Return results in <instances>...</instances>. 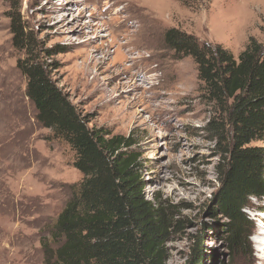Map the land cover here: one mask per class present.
Masks as SVG:
<instances>
[{
	"label": "rangeland",
	"instance_id": "obj_1",
	"mask_svg": "<svg viewBox=\"0 0 264 264\" xmlns=\"http://www.w3.org/2000/svg\"><path fill=\"white\" fill-rule=\"evenodd\" d=\"M17 14L55 51L46 62L58 63L54 79L89 127L132 136L145 197L172 220L166 264H188L196 245L200 264H264V195L245 211L247 249L231 251L229 220L217 208L229 155L225 119L201 92L192 58L177 59L164 44V33L178 29L237 58L250 39L264 46V0H208L203 8L178 0H0V264H46L50 231L82 181L73 151L36 122L25 96L10 32ZM249 147L264 153V139Z\"/></svg>",
	"mask_w": 264,
	"mask_h": 264
},
{
	"label": "trees",
	"instance_id": "obj_2",
	"mask_svg": "<svg viewBox=\"0 0 264 264\" xmlns=\"http://www.w3.org/2000/svg\"><path fill=\"white\" fill-rule=\"evenodd\" d=\"M178 2L203 8L208 0ZM9 17L12 46L22 55L16 67L26 81L35 120L70 147L73 168L82 175L50 231L55 246L45 245L46 264H166L165 237L172 220L169 209L145 197L132 136L90 128L54 79L58 63L46 62L55 51L44 49L18 14ZM164 44L177 59L192 58L201 92L224 116L220 126L228 136L229 155L217 208L229 220V249L243 252L250 230L245 214L249 200L264 195V153L249 147L264 139V46L250 39L234 58L222 45L200 43L178 29L164 33ZM197 257L198 245L188 264H200Z\"/></svg>",
	"mask_w": 264,
	"mask_h": 264
}]
</instances>
